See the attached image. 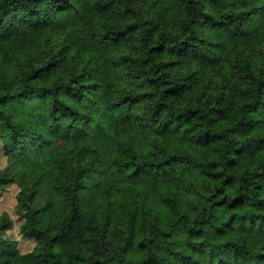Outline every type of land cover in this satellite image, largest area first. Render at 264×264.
<instances>
[{"label": "trees", "instance_id": "obj_1", "mask_svg": "<svg viewBox=\"0 0 264 264\" xmlns=\"http://www.w3.org/2000/svg\"><path fill=\"white\" fill-rule=\"evenodd\" d=\"M0 264H264V0H0Z\"/></svg>", "mask_w": 264, "mask_h": 264}, {"label": "rangeland", "instance_id": "obj_2", "mask_svg": "<svg viewBox=\"0 0 264 264\" xmlns=\"http://www.w3.org/2000/svg\"><path fill=\"white\" fill-rule=\"evenodd\" d=\"M5 165L6 160L3 154L2 144L0 143V170L3 169ZM16 193L17 189L15 185H10L6 190L0 192V215L6 213L13 221V227L6 231L5 237L9 240L15 241L21 253H28L32 250L34 243L32 240L23 238L19 233V219L15 215Z\"/></svg>", "mask_w": 264, "mask_h": 264}]
</instances>
